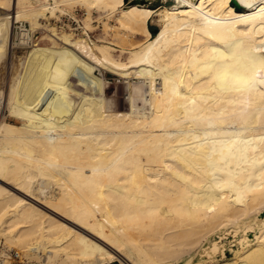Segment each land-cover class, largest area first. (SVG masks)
Returning a JSON list of instances; mask_svg holds the SVG:
<instances>
[{
  "label": "bare ground",
  "instance_id": "1",
  "mask_svg": "<svg viewBox=\"0 0 264 264\" xmlns=\"http://www.w3.org/2000/svg\"><path fill=\"white\" fill-rule=\"evenodd\" d=\"M157 1L0 0V62L15 22L65 44L35 48L0 92L5 254L42 245V264H264V0H170L161 19ZM77 7L89 29L98 12L110 38L52 27ZM98 68L148 82L150 116L108 112ZM72 93L74 115L53 117Z\"/></svg>",
  "mask_w": 264,
  "mask_h": 264
},
{
  "label": "rangeland",
  "instance_id": "2",
  "mask_svg": "<svg viewBox=\"0 0 264 264\" xmlns=\"http://www.w3.org/2000/svg\"><path fill=\"white\" fill-rule=\"evenodd\" d=\"M171 4L172 2L170 0H167L166 2L162 0H158L157 2H154L151 4V7H153L155 10L157 9L156 10L158 12L157 19L159 18L161 19V16L159 15V11L160 12L164 11L165 6L169 7L171 6ZM71 12L72 14H69V13L62 14L60 16L61 20H58L57 18L51 19L52 27L54 26L58 28L59 30L60 28H63L62 30L66 32L72 31L74 32V34H78V35L83 34L85 37L89 38L91 41L95 42L96 44H101L100 41L102 40L105 41L106 39L110 38L106 35L107 33L104 31L105 28L103 26V22L99 20L100 14L98 12L92 13L93 20L91 21L92 22L91 27H90V29L92 28L91 30L87 28L86 26V19L88 18V13L85 9L77 7L73 9ZM8 13L10 14V16L12 15L11 9H8ZM83 19L85 20V22ZM22 23H25L28 27L31 28L28 22L24 21ZM45 23L46 21L43 20V24ZM110 24L115 25V21L112 20ZM148 26H149V29H151L152 31V35L156 33L154 32V30L158 31L159 29V26L156 23H153L152 19L149 20ZM46 29H44L43 27L41 28L38 27L37 29L31 28V30L36 33V36L39 37V42L37 44L34 43V45L32 44V47H23L21 45H18V44L16 45L14 43L11 44L10 48L8 47L10 50L7 49L8 53L6 52L5 58L2 60V62H0V90H1L0 92L3 94L2 95L3 99L7 95L6 93H8L9 91V85L12 82H16V80H19L22 76L25 75L27 60L31 52L35 48L51 47L54 41H56V44L58 43L57 45H62V44L65 45L64 41L61 38H59V35H56L53 32L52 34L49 29H48L49 31ZM86 32L87 34H85ZM13 34H14V30H13ZM37 41L38 39L36 40V42ZM113 47H115L117 50L119 49L117 48L115 44ZM119 54L120 53L115 52L116 56H118ZM126 57L127 55L124 54V56H122L121 59L125 61ZM96 74L99 77L103 78L104 80V87L100 95L102 98L104 97L103 99H104L105 106L108 112L115 113V112H129L130 111L132 112L131 114L134 118L136 116H142V117L150 116L152 107H151V95L149 92L148 82L144 81L143 79L136 78V77H130V78L124 79L119 75H116L109 71H104L99 68L96 70ZM47 78L51 82L56 81L54 77L48 76ZM72 94H73L72 95L73 99L70 102L66 103L68 108L60 104V108L58 109L57 107L58 114L54 115L53 117L59 118L63 121L65 119L64 115L69 116V117L72 116V114L74 115V112L76 111L77 108H79L80 104L82 103V100L80 98V95L76 93H72ZM71 105L73 107L69 111V107ZM9 113H10L9 110L4 108V110L2 111L3 115H1V118L3 117L2 120H5V122L11 125H17L16 123H18V120H16L14 116H11ZM36 192L38 193L39 191H36ZM233 240L234 238L232 236H227V239L224 241L225 246H226L224 249V255L228 259L232 258L231 248L233 247V243H232ZM4 244H5V238H3L0 235V264H42L44 260V256L47 255L46 251L42 250V245H40L38 246V248L35 247L37 249L34 248V250H32L31 252H22V255L20 257H17L16 259H14L15 257L14 252H19V251L21 252V250H19L20 248L18 247L17 249V247L11 246L9 255H8L3 252ZM219 257H221V254H219ZM52 263L53 264H72L71 262L69 263L68 261H66L63 257H58ZM104 264H108V263H104ZM109 264H119V262L114 261Z\"/></svg>",
  "mask_w": 264,
  "mask_h": 264
},
{
  "label": "built area",
  "instance_id": "3",
  "mask_svg": "<svg viewBox=\"0 0 264 264\" xmlns=\"http://www.w3.org/2000/svg\"><path fill=\"white\" fill-rule=\"evenodd\" d=\"M14 30V44L21 45L23 47H32V44L39 42V37L31 30L25 23L15 22L13 25ZM38 41L36 42V40Z\"/></svg>",
  "mask_w": 264,
  "mask_h": 264
},
{
  "label": "water",
  "instance_id": "4",
  "mask_svg": "<svg viewBox=\"0 0 264 264\" xmlns=\"http://www.w3.org/2000/svg\"><path fill=\"white\" fill-rule=\"evenodd\" d=\"M154 32H157V30H154Z\"/></svg>",
  "mask_w": 264,
  "mask_h": 264
}]
</instances>
